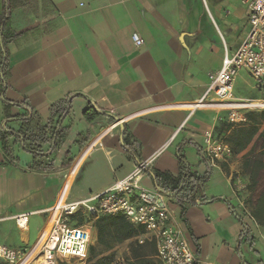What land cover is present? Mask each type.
<instances>
[{"label": "crops", "instance_id": "0c3cea01", "mask_svg": "<svg viewBox=\"0 0 264 264\" xmlns=\"http://www.w3.org/2000/svg\"><path fill=\"white\" fill-rule=\"evenodd\" d=\"M214 1L218 9L236 3ZM205 8L219 31L207 0H0V23L6 13L10 21L0 128L18 132L19 117L29 111L46 125L53 105L70 102L52 171L30 170L33 155L20 143L11 160L0 142V232L9 237L1 244L35 246L48 209L61 197L101 193L149 160L142 184L166 192L200 264H264V227L250 223L241 238L243 225L229 206L237 205L231 178L241 162L233 155L212 164L202 154L205 131L218 129L224 115L195 104L225 49L240 45L229 47L223 38L221 48L217 39L201 36ZM88 107L98 113L92 121L84 118ZM179 152L198 179L197 201L187 204L184 217L173 192ZM32 212L21 229L14 216Z\"/></svg>", "mask_w": 264, "mask_h": 264}, {"label": "built area", "instance_id": "2783aa9c", "mask_svg": "<svg viewBox=\"0 0 264 264\" xmlns=\"http://www.w3.org/2000/svg\"><path fill=\"white\" fill-rule=\"evenodd\" d=\"M240 2L247 7L250 28L234 51L225 49L220 69L210 75L204 96L195 104L201 108L226 111L227 121L233 124H245L248 112L264 110V103H257L256 98H238L233 95L235 79L241 69H246L255 86L264 91V0ZM134 42L137 46L142 44L137 35L134 36ZM202 154L212 164L227 162L233 156L228 141L214 128L203 135ZM150 163L149 160L139 161L131 174L117 179L110 188L88 198L69 201L61 197L48 209L52 222L40 241L33 247H13L0 243V262L33 264L42 257L40 264H58V261L68 262V259L85 264L89 258L93 228L87 222L76 224L74 217L87 214L95 219L100 215L123 214L130 224L145 230L136 239L141 244L152 241L161 264H200L186 230L175 222L166 192L142 184ZM231 182L237 202L235 212L249 228L250 223L257 222L252 209L240 197L246 185L240 179L233 182L231 178ZM195 185L198 186L197 181ZM31 214L33 212L14 216L21 229L27 227Z\"/></svg>", "mask_w": 264, "mask_h": 264}, {"label": "trees", "instance_id": "16d2710c", "mask_svg": "<svg viewBox=\"0 0 264 264\" xmlns=\"http://www.w3.org/2000/svg\"><path fill=\"white\" fill-rule=\"evenodd\" d=\"M10 1V0H8ZM10 21L8 13L0 23V38L2 48L0 49V87L3 91L4 80L8 71V51L5 47L7 36L9 35ZM14 36V33H11ZM70 110V102H59L52 106L51 118L46 125L36 114L21 115V129L16 132L9 128H0V142L8 158L15 161L14 146L18 143L33 155L30 170L52 171L54 169V153L63 144L68 129L63 127V121ZM98 113L88 107L84 111V118L92 121ZM264 119V110L260 113L255 111L248 112V121L245 124H233L228 121L223 124L220 130L215 129L219 134H228L225 139L231 146L234 156L241 157V168L247 175L249 195L244 199L251 205L252 215L258 225L264 227V129H261V122ZM53 125L52 132L49 128ZM222 135V134H221ZM50 143L48 151H44L42 146ZM243 151H247L244 153ZM233 157V156H232ZM179 167L181 176L173 183V192L178 197L182 207L181 217H184L187 204L193 202V193L197 188L195 185L198 180L191 172L186 157L179 152ZM70 161L66 160L63 165L69 166ZM164 176V175H161ZM166 176V175H165ZM230 210L241 221L243 230L241 238L249 233L244 221L237 215L234 207L230 204ZM91 215H76V224H84L91 220ZM93 226L97 230V242L102 247L99 253L95 252V246L89 248V260L87 264H114L115 253L113 248L116 244L127 240H134L130 245L132 258L138 259L140 264L149 263L150 255L146 249H150L156 254V247L152 241L141 244L136 237L143 234L142 227H135L130 224L123 214L100 215L95 218ZM65 260L58 261V264H65ZM0 264H4L0 262Z\"/></svg>", "mask_w": 264, "mask_h": 264}, {"label": "rangeland", "instance_id": "374dc122", "mask_svg": "<svg viewBox=\"0 0 264 264\" xmlns=\"http://www.w3.org/2000/svg\"><path fill=\"white\" fill-rule=\"evenodd\" d=\"M236 1L233 6H229L227 4L220 7V9L217 8L216 2L214 0H207L208 8L215 18L219 28L220 32L218 31L217 27L215 26L214 21L210 18V14L208 10L205 8V15L203 16V30L201 33V36L207 39L218 40L219 47H223V38L226 40L229 47L232 46H238L240 44L241 36L244 35L245 32L249 30V23L248 18L244 15L245 9L247 7L240 2V0H233ZM223 36V37H222ZM221 48H218L219 50ZM233 95L238 98H263L264 97V91L257 88L255 86V82L253 78L250 76L249 72L246 69L239 70L236 79H235V85H234V91ZM258 100V99H257ZM262 110L255 111L256 113H260ZM223 113L224 118L222 120V124L219 126L218 130H220L221 127H223L224 123H227V118L225 116V112L220 111ZM261 129H264V119L261 122ZM224 137H227L228 134L225 132L221 133ZM244 153H247V151H243ZM239 159L241 162V157L235 156ZM237 179H240L242 183L246 185V188L243 193H241L240 197L242 199H247L249 195L248 191V181H247V175L244 171L239 170L235 174L232 175V181H236ZM245 203L250 207L251 205L248 204L246 201ZM95 219H91L87 221V224L91 225L93 228V234L91 239V245L95 246V252L99 253L102 249V247L97 242V230L93 226V222ZM9 237L5 236L2 237V234L0 232V240L1 242H5L8 240ZM134 240H127L122 243L116 244L113 248V251L115 253V261L114 264H140L138 259L132 258V253L130 249V245ZM147 253L150 255L149 257V263L147 264H161V261L157 257L156 254L153 253L150 249H146ZM90 257V256H89ZM89 258L85 262V264L88 263ZM65 264H80L75 259H68V262L65 261ZM37 264V262L33 263Z\"/></svg>", "mask_w": 264, "mask_h": 264}, {"label": "bare ground", "instance_id": "6f19581e", "mask_svg": "<svg viewBox=\"0 0 264 264\" xmlns=\"http://www.w3.org/2000/svg\"><path fill=\"white\" fill-rule=\"evenodd\" d=\"M256 102L257 103H264V100H256ZM51 222H52V220H49L48 221V224H47V226H46V231H48V229H49V227H50V225H51ZM31 257V256H30ZM30 257L28 256V258H27V260H26V262L28 261V259H30ZM42 261H43V258L42 257H40V258H38L37 260H36V262H37V264H40V263H42ZM34 263V262H33ZM46 264V263H45ZM47 264H49V262H47Z\"/></svg>", "mask_w": 264, "mask_h": 264}]
</instances>
